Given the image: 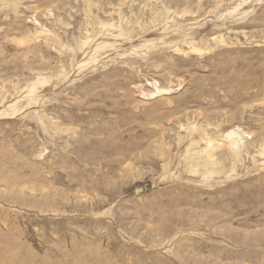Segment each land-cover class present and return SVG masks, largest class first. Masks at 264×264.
<instances>
[{"label":"rangeland","instance_id":"1","mask_svg":"<svg viewBox=\"0 0 264 264\" xmlns=\"http://www.w3.org/2000/svg\"><path fill=\"white\" fill-rule=\"evenodd\" d=\"M0 264H264V0H0Z\"/></svg>","mask_w":264,"mask_h":264},{"label":"bare ground","instance_id":"2","mask_svg":"<svg viewBox=\"0 0 264 264\" xmlns=\"http://www.w3.org/2000/svg\"><path fill=\"white\" fill-rule=\"evenodd\" d=\"M160 92V93H165L166 92V89H162V88H158L156 90V92ZM154 93V92H153ZM228 134V137H233V138H237L236 134H237V131H231L230 133H227ZM235 140V139H234Z\"/></svg>","mask_w":264,"mask_h":264}]
</instances>
